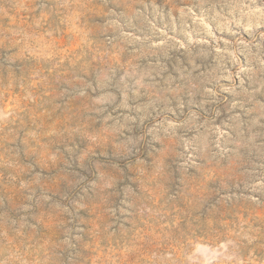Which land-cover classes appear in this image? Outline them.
<instances>
[{
  "label": "rangeland",
  "instance_id": "obj_1",
  "mask_svg": "<svg viewBox=\"0 0 264 264\" xmlns=\"http://www.w3.org/2000/svg\"><path fill=\"white\" fill-rule=\"evenodd\" d=\"M0 264H264V0H0Z\"/></svg>",
  "mask_w": 264,
  "mask_h": 264
}]
</instances>
